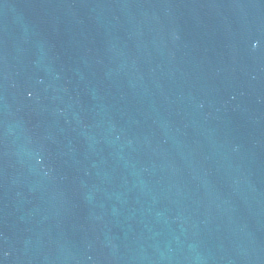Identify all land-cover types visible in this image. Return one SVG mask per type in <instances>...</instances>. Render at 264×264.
<instances>
[{
  "label": "water",
  "instance_id": "water-1",
  "mask_svg": "<svg viewBox=\"0 0 264 264\" xmlns=\"http://www.w3.org/2000/svg\"><path fill=\"white\" fill-rule=\"evenodd\" d=\"M0 264H264V0H0Z\"/></svg>",
  "mask_w": 264,
  "mask_h": 264
}]
</instances>
